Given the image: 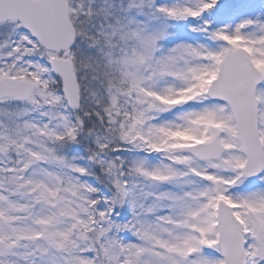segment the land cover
Wrapping results in <instances>:
<instances>
[{"label":"snow or ice","instance_id":"obj_1","mask_svg":"<svg viewBox=\"0 0 264 264\" xmlns=\"http://www.w3.org/2000/svg\"><path fill=\"white\" fill-rule=\"evenodd\" d=\"M0 264H264V0H0Z\"/></svg>","mask_w":264,"mask_h":264}]
</instances>
